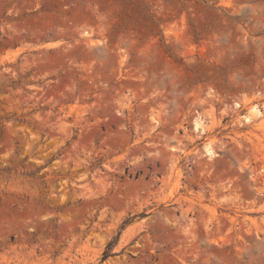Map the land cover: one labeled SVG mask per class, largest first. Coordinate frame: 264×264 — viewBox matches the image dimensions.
I'll list each match as a JSON object with an SVG mask.
<instances>
[{"label": "rangeland", "instance_id": "obj_1", "mask_svg": "<svg viewBox=\"0 0 264 264\" xmlns=\"http://www.w3.org/2000/svg\"><path fill=\"white\" fill-rule=\"evenodd\" d=\"M245 101L264 0H0V264H264Z\"/></svg>", "mask_w": 264, "mask_h": 264}, {"label": "bare ground", "instance_id": "obj_2", "mask_svg": "<svg viewBox=\"0 0 264 264\" xmlns=\"http://www.w3.org/2000/svg\"><path fill=\"white\" fill-rule=\"evenodd\" d=\"M245 104H247L249 106V113L242 115V118L238 121V125L240 127H244V128H246L247 126H250V124H253L258 118L264 117V110L263 109L259 108L257 105L251 104V102H248V101H245ZM233 106L235 108H232V109L235 111V113H237L238 109L240 108V104L235 103ZM157 123H158V121L156 119H154L153 117L149 120V126L150 127H153ZM205 124H207V122H205V119H203L201 116L196 117V119L193 121L192 132L193 133H195V132L207 133L211 129V127H206ZM260 131H262V130H260ZM257 142L260 143L261 142L260 139H258ZM250 143L253 144V142H250ZM203 154L206 156V158L211 159L215 156L216 152L212 148V146L207 143V144H204Z\"/></svg>", "mask_w": 264, "mask_h": 264}]
</instances>
